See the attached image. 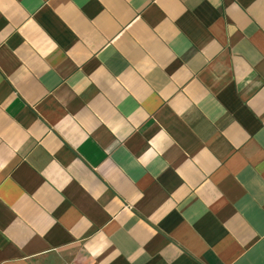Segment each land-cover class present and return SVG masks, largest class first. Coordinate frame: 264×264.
<instances>
[{"label": "crops", "instance_id": "0c3cea01", "mask_svg": "<svg viewBox=\"0 0 264 264\" xmlns=\"http://www.w3.org/2000/svg\"><path fill=\"white\" fill-rule=\"evenodd\" d=\"M0 264H264V0H0Z\"/></svg>", "mask_w": 264, "mask_h": 264}]
</instances>
